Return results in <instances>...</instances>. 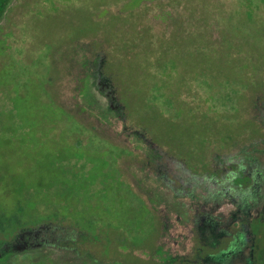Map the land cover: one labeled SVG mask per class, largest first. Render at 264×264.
Wrapping results in <instances>:
<instances>
[{
  "label": "flooded vegetation",
  "instance_id": "obj_1",
  "mask_svg": "<svg viewBox=\"0 0 264 264\" xmlns=\"http://www.w3.org/2000/svg\"><path fill=\"white\" fill-rule=\"evenodd\" d=\"M72 1L76 7L97 6L91 16L97 24L103 25L112 15L133 22H124L133 25L134 32L129 30L121 37L127 45L119 57L127 60L121 86L108 70L112 62L119 63L113 57L116 42L110 33L98 31L74 41V45L83 44L87 52L76 48L73 56V44L67 43L60 49L65 51L62 62L67 61L68 74L72 64V70L81 66L82 73L95 77L98 91L107 94L109 88L108 107L121 114L129 135H136L155 153L149 157L132 148L129 140L119 143L106 137L123 149L116 175L127 204V229L120 244L109 236L103 252L98 236L67 225L85 233L84 240L89 237L92 248L100 243L95 252L85 243L74 242V250L79 252L77 249L85 246L90 259L119 264H264V194L253 183L256 160L246 161L255 152L245 151L264 143V119L254 112L264 109V91H241V83H264L263 72L257 75V68L264 66L259 61L264 59V0ZM54 3L57 5V0H18L10 11V25L0 36L5 51H11L16 35L24 38L23 17L46 16L56 8ZM164 12L167 21H158L157 15ZM221 45L227 48V57L233 58V76L226 75L221 65L230 64ZM210 49L220 52L211 60ZM130 71L134 76L128 75ZM65 77L59 74L56 79L64 85ZM215 78L220 84L217 87L211 83ZM243 98L249 102L243 116L252 122L244 134L240 130ZM147 99H152L151 107ZM67 104L70 106L69 101ZM74 111L86 115L76 107ZM151 114L153 118L146 119ZM91 128L98 132L96 126ZM133 167L182 197L206 196L211 191L212 195L228 194L227 198L231 193L228 199L235 208L227 218L217 216L220 219L203 215L200 209L194 217L189 253L170 254L165 249L170 211L151 202L150 191L131 171ZM248 199L261 204L246 205Z\"/></svg>",
  "mask_w": 264,
  "mask_h": 264
},
{
  "label": "rangeland",
  "instance_id": "obj_2",
  "mask_svg": "<svg viewBox=\"0 0 264 264\" xmlns=\"http://www.w3.org/2000/svg\"><path fill=\"white\" fill-rule=\"evenodd\" d=\"M132 1L133 3L139 2V0ZM17 3L18 0L11 1L7 12L1 20L0 36L10 25V11H12ZM55 5L53 6L56 8L53 9L52 13L46 16L23 17L25 21V29L22 31L24 38L16 35L15 41L11 43V51H5L2 47L3 40L0 41V98H6L9 95L14 96L15 92H21L22 90V97L27 98L24 100L25 102L19 97L14 99L9 105V109L7 107L4 111L1 109L5 108V106L0 104V123H3L1 124L3 129L0 131V150L3 148L5 150L21 149V144L15 138V134L18 130L28 129L23 135H21L22 132L19 134L22 139H28V144L22 151L24 155L16 158V163L23 164V169L31 179L30 182L32 185H36L38 180L42 178L44 184L42 191L46 193H48L50 185L55 182L53 178L56 177L48 169V163L50 161H59L56 156L59 151L70 155L78 153L71 146L72 144L69 143V140L73 137L76 138L80 134L77 133L79 132L78 130L81 132L84 131L82 127H77V132H72L73 127H70V131L68 132L60 128H58L59 130H52L47 125L34 123L32 120L31 116L35 112H37V115L42 116L56 114L50 108H45L46 105L43 104V100L38 99L37 94L35 98L33 95L32 99H29L31 97L30 92L38 91V86L42 85L44 77L48 73H52L54 76L59 74L62 77L66 76L63 78L64 85L59 83L57 79H54L56 82L49 88V92L52 93L51 96L54 99L53 101H56V99L66 103L69 101L73 109L76 107L78 112L79 110H83L79 113L84 112L86 114L84 115V123L87 127L96 126L98 132L94 133H98L105 138L108 137V139L111 137L113 142L124 143L129 140L132 148L137 149V151L149 157L155 155L153 150L147 149L146 144L136 135H129V132L123 127L124 120L121 114L115 109L108 107L110 89L108 88L109 91L106 90L108 95L105 94V91L104 93L98 91L95 77L91 78L85 73H82L83 69L81 66H78V68L75 67L72 70L73 66L71 64V71L68 74L65 64L67 61L62 62V60H66L65 51L64 49L60 50L67 43L73 44L74 41L80 38L85 39L90 34H96L98 31H101L104 35L108 33L112 34V39L116 42L114 43L116 50L113 51V57L119 63L117 65L114 62L112 65V62L108 70L111 71L117 84L121 86L124 76L122 74V67L126 63L125 61H127L119 58L121 57L120 53L127 48V45L121 41V37L129 30L130 32H134V26L130 25L133 22L120 18L117 15H112L103 25H100L94 19H91L97 6L81 5V7H76L72 0H57V5ZM157 19H159L158 21L165 22L168 19V15L166 12L160 13L157 15ZM12 22L15 23L16 21L13 20ZM124 22L130 24H124ZM5 35L10 34L6 33ZM5 35L3 36L4 39H6ZM76 48L79 51L84 50L87 52L83 44H79L78 46L73 44V48H70L72 49L70 52L72 56L73 50ZM73 58H75V54ZM68 60L70 61L71 59ZM179 60L185 61V58ZM72 62L75 63L74 59L71 60ZM212 64L218 66V63H213V61ZM221 65L225 68L224 64ZM51 66L53 67L52 69L49 68ZM227 70L228 73L234 74V70L230 68ZM131 74L132 72L130 71L128 75L134 76ZM212 75L215 74L212 73ZM36 82H39V84L36 85ZM211 83H213L212 86L214 87L220 85L216 78ZM57 87L59 91L56 90ZM211 89L212 87L209 89V92H212ZM248 106V100L246 98L241 99L240 115L243 120L241 121L240 130L242 134L252 127V122L243 116ZM254 112L257 117L262 120L264 119V109L259 108L258 110H254ZM18 121H20V124H17ZM146 125L149 126L147 123ZM6 130H9L10 133ZM87 135L90 137L89 132ZM12 138L13 141L11 140ZM90 144L85 143V145H89V150L86 149L88 151L86 160L93 162V168L90 170L91 173L88 174V177L91 179V191H93L89 192V196L95 197L102 193L103 190L101 188L105 186H108L110 190L111 181H107L109 177H106L101 182L103 185H98V176L96 174L98 169L95 166L97 158L94 156L91 159L89 158V155L94 154L93 149L95 147ZM253 146L254 148L248 147L245 150L247 153L251 151L255 152L249 157L247 156L246 161L250 162L251 160L249 158L256 160L257 165L253 167L256 169L253 183L254 186L258 187V191L264 194V143ZM238 151H235V155H237ZM240 155L244 156L245 153H241ZM131 171L138 175L139 180L145 182V187L151 193V202L167 207L170 211V229L166 237L165 245V249H169L168 252L170 254L179 255L189 253L191 246L189 241L192 235L191 229L195 225L194 217L200 209L203 215L209 214L212 218H218L217 216L227 218L229 212L235 208L228 199L232 197L231 193H229L230 195L227 198L226 196L228 194L223 195L217 192L218 194L212 195L210 193L211 191L206 196L196 194L194 196L182 197L175 195L162 181L154 179L153 177L145 178L146 174L140 173L141 170L136 167H133ZM55 179L59 181L61 177L57 175ZM210 188L212 191L217 190V188ZM109 197V201H112V194H109ZM105 202L107 203V201ZM257 203L261 204L260 201L257 202L256 200L252 201V199H248L246 205ZM91 206L89 204L80 205L77 209L72 208L73 212L68 213L66 210L63 211L67 206L65 203H62V213L59 217L61 220L76 224L79 227L89 225L85 220L88 218L92 222V225L89 226H97L95 223L96 220L90 219L93 215L95 218L101 216L104 219V214L107 217L112 216L111 214L115 213L118 207L110 202L106 205H101L100 210L99 206ZM40 210L41 212L45 211L43 208H40ZM48 218H51L50 214H45L44 216L36 215L35 217H30L29 221L33 223L37 220L39 222ZM86 228L91 229V227ZM84 234L83 232L79 233L77 230L67 227V225L60 226L57 223H47L38 228L19 231L12 240L0 242V253H4L0 256V264H119V262H111L109 259L100 260L98 258L99 260L97 259L95 261L90 259L85 253V246L78 248L77 250L79 252L74 250V242L78 243L80 241L81 243H85V245H89V237L84 240ZM106 240L108 239H104V243ZM94 248L99 247L96 246ZM96 250L94 249L95 252Z\"/></svg>",
  "mask_w": 264,
  "mask_h": 264
},
{
  "label": "trees",
  "instance_id": "obj_3",
  "mask_svg": "<svg viewBox=\"0 0 264 264\" xmlns=\"http://www.w3.org/2000/svg\"><path fill=\"white\" fill-rule=\"evenodd\" d=\"M11 1L12 0H0V22L7 12ZM222 47L225 58L230 61V64L225 65V74L233 76V74L228 73L227 70L228 68H233V58L232 56L228 58L227 48L225 45ZM211 49L209 53L210 60L214 58V54L220 53ZM259 61L264 63L263 58ZM49 68L52 69L53 67L51 66ZM260 71L263 72L261 74L263 75L264 66L257 68V75ZM56 78L57 76L52 75V73L45 75L44 82H42L41 86H38V91L30 92L31 97L29 98L32 99L33 95L35 98L37 94L38 99L43 100V104L46 105L45 108H50L52 111H55L56 114L42 116L39 114L37 115V112H35L31 118L34 123L47 125L48 128H51L52 130H59L58 128H60L61 130L68 132L70 131V127H73L74 130L72 128V132H77V127H82L84 131L81 132L78 130L79 132L77 133L80 134L76 138L73 137L69 140V143L72 144L71 146H73L78 153L70 155L59 151L56 154L59 161H50L48 163V169H50L51 173L56 175V177L57 175L60 176L61 179L56 181V177H54L53 180H55V182L50 185L48 193H46L42 191V188L44 187L42 178L39 177L40 179L38 180V183L36 185H32L30 182L31 179L28 174H26L27 172L23 169V164L16 163V158L20 155H24L22 151L28 144V139H22L19 134L22 132L21 135H23L28 131V129L18 130L15 134V138H17L21 144V149L5 150L3 148L0 150V242L12 240L19 231L29 228H38L46 225L47 223H57V225H68L87 234L90 233L91 235L98 236L101 240L102 251L105 252L106 241L104 243V239L111 236L116 244H120L122 233L127 229V225L124 223L126 220L127 204L125 202V195L121 188V181L119 176L116 175V173H119L117 163L122 155L123 149L118 145L111 143L112 141H108L98 133H94L95 131L91 127L89 128L85 125L84 116H77L74 109L66 102L59 101L56 98V101H53L54 99L51 96L52 93L49 92V88H51L56 82L54 80ZM31 82H33V80H31ZM38 84L39 82H36V85ZM229 85H231V83H229ZM56 90L59 91L58 87ZM241 91H264V83H241ZM22 94L23 90L21 92H15L14 96L9 95L6 98H0V104L5 106V108H2L1 110L4 111L7 107L9 109L11 102L18 97L23 99V102H25L24 100L27 98L22 97ZM147 102L151 107L153 104L152 99H147ZM147 118H153L152 114L150 117L146 116V119ZM1 124L3 123H0V131L3 129ZM17 124H20V121H18ZM6 131L10 133L9 130ZM88 132L90 137L87 135ZM11 140L13 141V138ZM85 143H91L90 145L95 147L93 149L94 154L89 155V158L91 159L92 156L97 158L95 166H97L98 169L96 173L98 176V185H101V182L104 181V178L106 177H109L107 181H111V189L109 190L108 186H105L104 188H101V190H103L102 193L95 197L89 196V192L93 191H91V179L88 177V174L91 173L90 170L93 168V162L86 160L89 145H85ZM109 194H112V201H109ZM105 201H107V203ZM109 202L118 207L115 210V213L111 214L112 216L107 217L104 214V219H102L101 216H97L95 218L93 215L90 219L96 220L95 223L97 226H89L92 225V222L88 218L85 220L89 225L79 227L76 224H71L67 221L61 220L59 217L62 213V203H65L67 206L63 209V211L66 210L68 213H71L73 212L72 208L77 209L80 205L89 204L90 206H99L100 210L101 205H106ZM40 208H43L45 211L41 212ZM45 214H50L51 218L41 220L39 222H37V220L33 223L29 221L30 217H35L36 215L44 216ZM86 227H91V229H87ZM88 246H90L92 250L95 249L92 248L91 245ZM97 246H99V244Z\"/></svg>",
  "mask_w": 264,
  "mask_h": 264
},
{
  "label": "water",
  "instance_id": "obj_4",
  "mask_svg": "<svg viewBox=\"0 0 264 264\" xmlns=\"http://www.w3.org/2000/svg\"><path fill=\"white\" fill-rule=\"evenodd\" d=\"M10 6V5H9ZM9 6H8V8H9Z\"/></svg>",
  "mask_w": 264,
  "mask_h": 264
}]
</instances>
